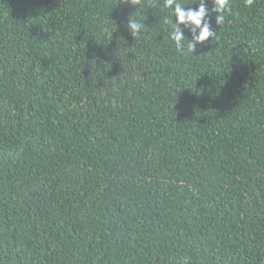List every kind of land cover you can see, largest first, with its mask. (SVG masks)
<instances>
[{
  "label": "trees",
  "instance_id": "trees-1",
  "mask_svg": "<svg viewBox=\"0 0 264 264\" xmlns=\"http://www.w3.org/2000/svg\"><path fill=\"white\" fill-rule=\"evenodd\" d=\"M231 6L185 56L166 10L0 0V264H264V0Z\"/></svg>",
  "mask_w": 264,
  "mask_h": 264
},
{
  "label": "clouds",
  "instance_id": "clouds-1",
  "mask_svg": "<svg viewBox=\"0 0 264 264\" xmlns=\"http://www.w3.org/2000/svg\"><path fill=\"white\" fill-rule=\"evenodd\" d=\"M118 3L135 9L125 23L134 41L147 31V16L142 14L145 7L153 10L155 15L166 10L167 15L162 19L166 36L174 44L176 52L185 56L194 54L198 45H213L218 41L213 20L215 25L222 26L226 16L232 13L231 0H193L187 7L181 0H118ZM253 3L254 0H244L245 6ZM186 30L190 37L185 34Z\"/></svg>",
  "mask_w": 264,
  "mask_h": 264
}]
</instances>
